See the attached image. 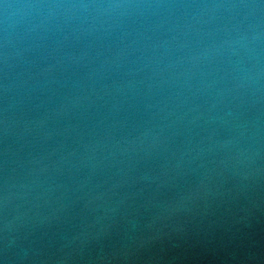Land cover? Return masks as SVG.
I'll use <instances>...</instances> for the list:
<instances>
[{"label": "water", "instance_id": "95a60500", "mask_svg": "<svg viewBox=\"0 0 264 264\" xmlns=\"http://www.w3.org/2000/svg\"><path fill=\"white\" fill-rule=\"evenodd\" d=\"M0 264H264V0H0Z\"/></svg>", "mask_w": 264, "mask_h": 264}]
</instances>
